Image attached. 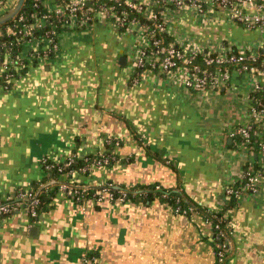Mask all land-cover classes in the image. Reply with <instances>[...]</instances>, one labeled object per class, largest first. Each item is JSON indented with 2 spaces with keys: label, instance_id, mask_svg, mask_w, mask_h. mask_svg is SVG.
Returning <instances> with one entry per match:
<instances>
[{
  "label": "crops",
  "instance_id": "obj_1",
  "mask_svg": "<svg viewBox=\"0 0 264 264\" xmlns=\"http://www.w3.org/2000/svg\"><path fill=\"white\" fill-rule=\"evenodd\" d=\"M167 16L168 34L179 43L264 42V24L249 30L224 10ZM138 30L104 21L63 32L57 57L28 66L8 89L0 88L1 200L42 184L43 160L95 156L118 141L111 153L119 161L72 179L91 186L160 185L206 211L223 208L227 185L246 169V157L234 152L226 134L241 122L231 124V114L242 120L246 86L237 79L232 90L186 92L174 78L151 71L133 85L129 62L141 45ZM229 215L225 264H264V186ZM89 253L97 255L95 264H218L205 214H177L157 198L80 205L59 192L35 221L24 207L0 218V264H87Z\"/></svg>",
  "mask_w": 264,
  "mask_h": 264
},
{
  "label": "built area",
  "instance_id": "obj_2",
  "mask_svg": "<svg viewBox=\"0 0 264 264\" xmlns=\"http://www.w3.org/2000/svg\"><path fill=\"white\" fill-rule=\"evenodd\" d=\"M17 1L0 0V17L9 13ZM216 7L229 12L234 23L249 30L264 24V0H150L149 3L139 0H63L57 3L55 0H48L46 12L39 18L32 14L33 21H28L21 9L12 20L0 26V88L8 89L10 83L21 75L22 69L57 57L60 52L59 39L63 32L84 30L104 21L119 29L126 28L125 32L138 26L141 45L129 62L133 85L140 83L146 71H151L174 78L186 92L220 93L232 90L237 79L246 86L241 98L242 120L226 133L233 143L234 152L244 154L247 159L243 174L225 189L224 206L233 201L238 204L245 196L258 193L264 186V60H261L264 42L205 47L193 41L179 43L175 39L174 42L165 44L162 37L163 34H168V12L191 10L204 14L207 9ZM251 9L254 13L250 12ZM133 14L145 19L148 25L142 24L137 17L131 18ZM107 143L112 144L111 141ZM115 145L119 146L120 143L117 141ZM77 157L79 156L73 155L64 160V168H71ZM83 159L86 165L80 172L84 174L93 167H103L119 161L116 156L104 153L95 155L91 161L87 157ZM48 161L43 160V165ZM75 173L76 170L68 171L70 179L60 185L59 192L77 204L83 205L88 201V195L94 189L92 200L97 205L106 201L114 203L128 200L126 189L116 192L119 187L113 184H77L72 179ZM16 197L21 201L16 205L0 201V218L15 213L22 207L32 217H37L39 199L34 189L21 191ZM177 203H180V199ZM221 210L213 211L214 214L207 221L215 233L218 261L224 264L227 241L233 230L230 211L220 217L218 212ZM196 211L192 205L186 209L180 206L175 209L181 215ZM95 260L96 258L91 260L85 257L87 264H92Z\"/></svg>",
  "mask_w": 264,
  "mask_h": 264
},
{
  "label": "trees",
  "instance_id": "obj_3",
  "mask_svg": "<svg viewBox=\"0 0 264 264\" xmlns=\"http://www.w3.org/2000/svg\"><path fill=\"white\" fill-rule=\"evenodd\" d=\"M47 1L48 0H38V1H36V0H25L22 12L26 15V17L28 18V21H33L31 19L32 14H35L36 17L39 18L46 12V2ZM55 1L57 3H59L63 0H55ZM121 9L122 8H120V10ZM216 9H218V8L216 7ZM134 17H137L142 24L148 25V23L145 21V19L140 18L139 16H135L134 14L131 15V18H134ZM120 30L125 31L126 28H122ZM162 37L165 41V44L166 43L169 44V43L174 42V38L168 34H163ZM261 60H264V55L261 57ZM198 62L199 63L201 62L200 58H199ZM26 69L27 68H24L20 71L21 75ZM115 142L116 141H112V144L108 145V150L104 154L113 156V154L111 152H112L113 146H115ZM86 157L89 158L90 161L92 159H94L93 155L92 156L89 155ZM83 158L84 157H77L75 159L74 163L72 164L71 168H64V161L53 162V161L49 160L47 162V164L43 165V171L45 173V177L43 178L42 184L40 183L34 188V190L37 193V198L39 199V205L36 209L37 217H32L31 214L29 213L32 221H35L38 218L41 211L47 206V204L50 203V201L54 198V196L57 193H59L60 185L63 182H65L66 179H68V180L70 179V177L68 176L69 174H67L68 171L76 170L77 173H81L80 169L86 165V161ZM112 164H114V163H111L107 166H110ZM47 165H49V168H47L48 167ZM42 185H44V187H42ZM117 187H119V188L115 190L116 192L119 189H126L128 191V200L150 201V200H154L157 198V199H160L161 201L168 202L173 207L174 210L179 206L182 207V209H186L187 207L192 205L193 207H195L197 209V211L203 212L206 216V219H210L212 214H214L212 211L204 210L199 205H196L194 203L193 204L188 203L189 201H187V199L184 197L183 193H181L179 191L163 188L160 185H153V186H148V187H130V188H127L125 186H117ZM157 188H159V189H157ZM21 191H24V190H19L15 193V195L13 197H10L4 201L0 199V201L2 203L11 204V205L19 204L21 201L19 199H17L16 196ZM94 191H95V189L89 193V195H88L89 200H92V195L94 194ZM178 199H180V203H177ZM236 205H237V203L233 201L230 205L224 206L222 208V210L220 212H218V215L221 217L222 215H224V213H226L227 211H230L231 209L236 207ZM9 215H11V214H9ZM9 215H5L1 218H5ZM188 215H190V214H188ZM86 258L92 260V258H97V255L95 253H89L86 256ZM226 260H227V257L225 259V262H226ZM217 263L221 264L218 261V258H217ZM92 264H95V263L92 262Z\"/></svg>",
  "mask_w": 264,
  "mask_h": 264
},
{
  "label": "water",
  "instance_id": "obj_4",
  "mask_svg": "<svg viewBox=\"0 0 264 264\" xmlns=\"http://www.w3.org/2000/svg\"><path fill=\"white\" fill-rule=\"evenodd\" d=\"M24 3H25V0H18L16 5L13 7V9L9 13H7L6 15L0 17V26L4 25L7 22H9L10 20H12L21 11ZM125 59H126L125 57H122L120 59V64L121 65H125L126 64L125 63ZM230 142H232V141L230 140Z\"/></svg>",
  "mask_w": 264,
  "mask_h": 264
},
{
  "label": "rangeland",
  "instance_id": "obj_5",
  "mask_svg": "<svg viewBox=\"0 0 264 264\" xmlns=\"http://www.w3.org/2000/svg\"><path fill=\"white\" fill-rule=\"evenodd\" d=\"M231 118H233V119L231 120V124H233L234 122L241 121V116H240L239 114H237V113H233V114H231ZM211 124H212V123H211ZM229 124H230V123H229ZM208 128H210V130L213 129V127H208Z\"/></svg>",
  "mask_w": 264,
  "mask_h": 264
}]
</instances>
